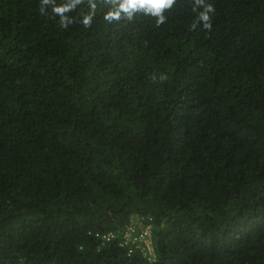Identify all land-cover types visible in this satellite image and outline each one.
Wrapping results in <instances>:
<instances>
[{"label":"trees","instance_id":"16d2710c","mask_svg":"<svg viewBox=\"0 0 264 264\" xmlns=\"http://www.w3.org/2000/svg\"><path fill=\"white\" fill-rule=\"evenodd\" d=\"M72 2L0 0V264H264V0Z\"/></svg>","mask_w":264,"mask_h":264},{"label":"clouds","instance_id":"9594fccd","mask_svg":"<svg viewBox=\"0 0 264 264\" xmlns=\"http://www.w3.org/2000/svg\"><path fill=\"white\" fill-rule=\"evenodd\" d=\"M48 0H45L47 3ZM80 2V0H73L72 3L54 7V12L63 14L71 11L76 7V5ZM113 3L117 5V10L114 12H109L106 16V20L120 19L121 12L125 13L129 19L132 18L135 12L142 11L144 14H150L158 17L157 23H163L165 17L161 14L162 10L165 8H171L175 3V0H113ZM200 4L203 8V11H200L198 14V20L204 22L205 28H210V14L214 12V8L211 4H204L203 0H200ZM92 9L94 10L96 5L91 4ZM69 19L63 15H61V24L64 27H67L66 21ZM92 15H85L83 17L82 23L85 26H88L91 23ZM193 28L196 27V24L192 25ZM155 79V77H153ZM161 80L165 79L164 76L160 77Z\"/></svg>","mask_w":264,"mask_h":264},{"label":"built area","instance_id":"2783aa9c","mask_svg":"<svg viewBox=\"0 0 264 264\" xmlns=\"http://www.w3.org/2000/svg\"><path fill=\"white\" fill-rule=\"evenodd\" d=\"M96 237L103 242H110L120 237V245L128 249V255L138 252L148 264L155 261L151 219L148 217H140L132 221L127 229L118 236L109 233L104 235L96 234Z\"/></svg>","mask_w":264,"mask_h":264}]
</instances>
